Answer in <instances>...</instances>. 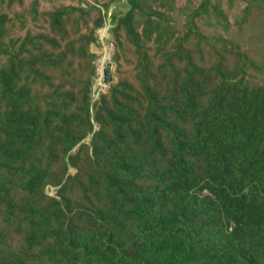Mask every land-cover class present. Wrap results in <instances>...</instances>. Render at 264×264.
Listing matches in <instances>:
<instances>
[{
    "label": "rangeland",
    "instance_id": "rangeland-1",
    "mask_svg": "<svg viewBox=\"0 0 264 264\" xmlns=\"http://www.w3.org/2000/svg\"><path fill=\"white\" fill-rule=\"evenodd\" d=\"M109 62L113 83L106 85ZM0 69L13 77L15 91L28 94L14 98L29 118L35 106L45 116L62 105L69 121L82 120L70 132H84L65 153L68 126L55 133L54 121L43 132L39 118L36 132L24 133L29 148L15 153L23 140L0 119V167L6 166L0 181L8 178L0 196L4 264H99L73 241L94 233L101 245L112 231L111 264H264V0H0ZM188 78L194 110L216 88H247L228 120L238 131L237 147L253 151L232 157L226 169L210 161L212 172H201L199 161L190 170L185 163L198 159L188 156L180 165L173 155L171 137L183 138L180 131L159 130L160 142L140 126L159 103L180 96ZM3 82L0 114L12 109ZM125 103L134 112V132L118 139L105 118ZM13 144L12 153L3 146ZM19 158L25 170L8 173ZM31 164H40L39 181H29ZM117 185L145 207L140 220L120 230L109 215ZM149 226L156 229L145 233ZM149 246L154 255L147 261Z\"/></svg>",
    "mask_w": 264,
    "mask_h": 264
},
{
    "label": "trees",
    "instance_id": "trees-1",
    "mask_svg": "<svg viewBox=\"0 0 264 264\" xmlns=\"http://www.w3.org/2000/svg\"><path fill=\"white\" fill-rule=\"evenodd\" d=\"M39 73L41 75H44L43 70H40ZM0 78H4L5 80L3 84L5 85V89H7L9 102L12 107L9 112L0 114V119L4 121V119L6 118L8 127L13 125L12 135L15 138L23 140L18 144L15 153H22L24 149L29 148L25 145L26 143H29V139H27V135L24 133L34 134L36 132V122L39 118H41V125L39 126V129H41L40 131L43 132L45 131V127L43 126L49 125L50 127L54 121L60 124L59 129L53 131L55 133L63 132L64 129L68 126L67 132H69V134H65L64 136V138L68 140V144L65 147V150L62 147L65 153L66 151L72 149L78 142H80V140H82V138L84 137V132L77 134V136H74V134H72L73 132H70V129H72V125L74 123L82 121L78 116L72 117L74 120L69 121V116H67L62 110H59V108L63 109L65 107L62 105H53L50 109L45 110V112H47L45 116H41L40 113L43 110H39L38 106H35L38 113L35 116L29 118L28 112L23 111L20 105L16 104V99L14 98L15 96H18L17 94L22 97H28V94L25 93L22 95V90L15 91L13 77H6L1 69ZM191 84L192 82L190 78L186 79L184 84H181L182 94L178 97H175L173 102L168 103L162 101L161 104L158 101L159 104L156 107L159 112L155 115H145V122L140 126L143 129L146 128L148 130H151L155 137L157 135V140H159L158 138L161 137V134L158 133V131L161 129L167 131L169 134L174 133L177 130L180 131L183 134V138H177L175 136L171 137V140L173 142V155L180 165L184 162V160L189 158L188 156H192L194 157V159L198 160L195 164H189V162L185 163L186 167H189L191 165L190 170H194L195 168H197V166L199 165V161L203 163L200 164L201 172H212L210 161L213 165H216L221 169H226L230 166L232 157L237 155L247 156L253 151L250 149L244 150L237 147V138L235 137V134L238 131L229 128L228 120L229 113H235L238 107L242 106L241 104L244 103V90H246L247 88L245 87V84L243 87L244 89L239 91L238 89L235 90V88L229 89L230 85L228 86L227 90L216 88L214 90L213 98L210 100V102L202 109L194 110L193 108L188 106L189 103L195 100L193 99L194 92H191L187 87ZM146 92H148V90H146ZM56 96L57 101H65L64 98L58 99L57 94ZM150 103L153 104V102ZM224 104L227 105L225 113L219 112V109ZM25 105L26 103H24L23 106ZM126 105L127 107L118 106L116 112H110L109 116L105 118L106 123L116 129V137L118 139L126 132H134L133 126L135 121L132 119L134 112L130 109L132 108V106L128 104ZM246 109L248 110L249 108ZM18 113H20L21 115L17 120H15ZM240 115L243 116L242 113H240ZM195 118L196 120H194ZM188 121L190 122V124L186 127V123ZM28 124H30V128L29 131L26 132ZM40 134H42V132H39L37 136H39ZM7 138H9V136ZM3 146L7 151L12 153L10 148H12L14 144L10 146ZM98 150H101V148L96 147V151ZM54 152H56V149L52 147L49 148L48 154L50 158L55 155ZM25 163V160L21 158H19L18 160L15 159V164L11 165V168L8 167V173H10L12 170L24 171ZM38 167H40V164L30 165V169L32 170V177L29 179V181L36 182L43 177V172L40 173V169ZM5 168V164L3 165V167H0V169ZM34 170H36V172H34ZM5 179L6 181L8 180L6 176ZM6 181H0V196L6 194L5 191L7 192L4 186L6 184ZM117 186H119L120 188V193L119 196L114 200V206L112 208L113 212H111L109 215L110 217H114L116 219V223H118L116 225L117 229L120 230L123 228L122 225H125V222L127 220H132L134 219V217H137L140 220L141 216L145 214V207L136 202V198H133L136 197L134 194H131V196H129V192L125 189L124 186ZM133 201L134 205L132 204ZM156 216L158 219L156 220L157 223L161 225V220L164 219L163 215L157 213ZM42 218L47 221L46 218ZM46 221L40 222L45 223ZM147 222L148 220L145 222V224H147ZM150 228V226L147 227L146 230L148 231L145 233L156 229ZM201 234L202 229L200 228L197 231L196 238ZM98 237H100L98 234L92 233L90 240L84 242L85 240L83 238V235H80L76 237L77 241L73 242L81 246V249H83V251L86 252L88 256L91 255L92 258L98 257L99 264H111V256L117 253V233L114 231L110 232L109 235H106V239L108 241L101 240V245H99L100 242ZM98 246H103L102 252H97ZM149 255H154V249L150 246L146 247L144 251V256L146 257V259ZM122 256H125V252H122ZM6 260L7 259L4 258L2 261H0V264H4L3 262Z\"/></svg>",
    "mask_w": 264,
    "mask_h": 264
},
{
    "label": "water",
    "instance_id": "water-1",
    "mask_svg": "<svg viewBox=\"0 0 264 264\" xmlns=\"http://www.w3.org/2000/svg\"><path fill=\"white\" fill-rule=\"evenodd\" d=\"M104 82L106 85L113 83L112 74H111V63H107L106 67L104 68Z\"/></svg>",
    "mask_w": 264,
    "mask_h": 264
},
{
    "label": "bare ground",
    "instance_id": "bare-ground-1",
    "mask_svg": "<svg viewBox=\"0 0 264 264\" xmlns=\"http://www.w3.org/2000/svg\"><path fill=\"white\" fill-rule=\"evenodd\" d=\"M107 51H108V50H107ZM104 56H105V55H104ZM106 60H107V58H104V59H103V62H106ZM100 64H101V63H100ZM101 73H102V72H101ZM100 76H101V75H100Z\"/></svg>",
    "mask_w": 264,
    "mask_h": 264
}]
</instances>
